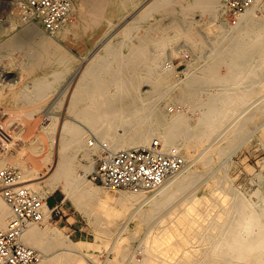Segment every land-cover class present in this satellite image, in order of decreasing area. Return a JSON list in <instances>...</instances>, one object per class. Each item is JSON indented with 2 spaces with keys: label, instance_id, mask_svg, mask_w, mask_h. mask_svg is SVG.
Listing matches in <instances>:
<instances>
[{
  "label": "bare ground",
  "instance_id": "obj_1",
  "mask_svg": "<svg viewBox=\"0 0 264 264\" xmlns=\"http://www.w3.org/2000/svg\"><path fill=\"white\" fill-rule=\"evenodd\" d=\"M109 1L113 4L114 9H116L117 11L126 9L128 5H134L137 3V0H88L86 4L90 7L89 9L91 10L86 8L89 11L82 15V17L84 16L85 18V20H83L82 22L91 23L95 26L100 21H105L106 19L107 22L110 23L109 19L107 17L105 18V15L100 12L105 8L106 4L109 3ZM149 1V4L147 3L148 5H146L145 7H143L144 5H142L141 9L137 11L136 15H134L132 19L124 22L118 27V29L116 30L117 34L119 35L118 39L110 42L108 38V41L105 40L101 42L102 44L100 45V47L104 45L103 53L97 52L100 51L98 50L100 47L95 52L93 51L94 53L91 55L90 59L87 60L88 62H86L88 64H85L87 66H85L82 71L80 70V75L77 76L79 77L78 81H72L74 83L67 98V106H65L66 110H63V113L59 114V112L55 113L52 110L46 109L42 114L40 113V122L37 121L40 124L34 125V128H39L37 133H34L36 134L37 141H46L48 144L45 148H42V145L41 148H39L35 143V140L29 141L34 143V146L30 150H28L29 153H27L28 151L26 152L27 155L29 154V158H31L30 160L32 162V170H28L26 168V170H24L23 168H21V171H18V173L21 182L43 201L44 213L41 219L42 222H45L51 218V208L46 202L47 195H44L39 191L38 183L34 181V179L40 178L42 176L45 177V175H48V177L46 176L47 181L44 182L47 189L46 192H51L57 186H61L65 191V195L71 196L73 198L77 206L84 212L85 215H87V218H91V213H94L96 222L92 223L93 221L91 220L90 223L95 224V227L98 230H103L104 228L107 229V234L113 236V229H111L112 227L109 225H112V223L116 221V218L118 216L117 214L119 213L116 210V206L113 205V208L110 207V209L112 208L111 213H107L106 211L104 213V211L102 212V210L99 209L103 207H101V205L99 204V199H102L101 203H103V200H105L104 198H107V196L103 191H100L105 187H103L102 185L98 186L96 184H93L85 177L86 173H88L89 171L91 172L94 169L95 159H92L90 157V154L94 150H99V152L102 151V143L105 144V148H108L110 151H116L124 148L144 146L148 144L152 139L157 138L167 149H171L176 152L179 151L183 154L185 161L184 166L176 174L168 178L156 189L141 190L137 192L128 189H115L120 191L118 197L116 196V198H114L116 201H118L117 203H119L121 209L124 208L127 211L129 209L131 210V212L129 211L130 213L128 219L136 217V219L142 223L152 219L151 217L154 213H156L161 207H164L165 205L170 203L171 200L174 199V197H179V192L188 189V187L195 182L197 176L201 173H204H200V171H203V168L199 169L198 167H196L200 170L199 174L196 173V170L193 169V164L198 163L197 154H191L190 148H192L193 146H197V148L202 147V145L199 144L200 140H202L201 138L203 137V140L206 137L209 138V136H211L210 132L220 127L223 124L221 122L225 119V117H228L229 115L231 117V114L233 115L236 108L234 106H230V104L234 105L235 103H240V101L237 100H239L240 96H243L242 94H240V90L242 87L239 85L240 83L238 84V80L240 78L246 77L245 75L253 74V72L257 69L256 65L258 63L261 64V62L264 61V0H255L250 7H248L245 11H243V13L239 15L237 21L234 24H230L228 20H226L224 0ZM78 2H81V0H78ZM75 8L76 6L74 5L73 10ZM79 8L80 7H78V9ZM219 9L222 10V14H224L225 16L221 14L219 15ZM205 11L209 12L210 20L214 23L217 22L216 24L221 28V31L224 34L231 35L232 37L234 36L235 40L233 41V43L227 45L225 49H222V51H220V56H223L227 62L225 63L227 64V71L224 74L220 73L219 75L216 70L213 71V68H211L209 61L204 60V65H208L207 67H201L200 65H194L191 60H187V67L184 69V71H182L186 74V76H191L192 78L193 73L198 71L197 74L199 77H202V75L206 77L210 76V74L215 73L216 71V74L219 75V82H222L221 90L218 91L219 93L217 92L214 95L211 94L210 101L207 102L208 107L206 106L207 108H205V110H202L201 115L195 117L196 123L193 124H195L196 128L194 129V126L188 123V114L186 112L182 110H176L169 113L166 110H163L162 106L160 105V102L168 100H170L171 102L177 101V103L185 104L187 101L186 97L189 94V83L191 78L184 83H181L182 79H170V74L173 73V70L165 65V62H163V56L165 55L164 51L167 47V44L170 41L172 42L173 40L174 36L172 35L176 36L179 32L178 29L174 27L172 31L174 32V34L171 35V32L169 30L172 28H170L168 24V26L164 25L163 22H160V20L156 18V21L153 22V18L157 13L163 15H168L172 12L176 14L180 13L184 18H188L185 22L189 26L195 12H199V14L203 15V12ZM257 11L259 13H257ZM201 19L202 17L198 21L203 22V20ZM75 21H64L52 36L47 35V32H45L41 26H38L39 33L36 32L37 47L39 49L40 55L42 54L45 57V67H51L49 70L53 71V68L55 67L54 65L56 64H61L63 66H67L68 64H70V57L65 52L60 51V46L62 45L60 39L65 38L63 36L66 31L68 33L70 28H74L78 25L77 20ZM139 28L143 29V33L137 36L135 35V32ZM183 36L186 40L195 44H197L196 42L197 40H199L189 28L186 32H183ZM124 47L127 48V52L120 53V51L122 50L121 48ZM217 52L218 51H216V53ZM207 58L208 57H206V59ZM30 59H32V56ZM29 62L33 63L32 60L28 61V63ZM254 62L258 63L255 65ZM36 64L37 62L35 63V66ZM263 65L264 63L262 64V66ZM26 66L29 68L28 71L33 70L30 65L27 64ZM260 69L262 70V68ZM47 73L49 72L46 71L42 73V77L40 76L39 80H36V83L34 85L33 83L31 84V87L33 86L37 91V93L35 92L36 95L33 98L42 96V93L44 91L41 90V88H44V86L46 87V85L44 84H47L52 80L49 79V81H46L48 80V76H50ZM57 73L58 72H53L52 76ZM55 77L52 78L55 79ZM58 77L59 74H57V78ZM175 77L177 78V76ZM258 77L260 81L256 82L255 80H251V86L255 87L257 86L256 84H259L258 87L254 90L259 92L261 91L260 88L262 86L264 87V75H262V77L261 75ZM44 81L45 83H43ZM69 83L70 81L68 82V84ZM223 83L226 84L224 85ZM248 83L250 82L248 81ZM111 86L113 88V91L109 90ZM247 86L248 84L246 85V88ZM66 87L67 86L64 87L62 92H65ZM175 88H178L180 92H182L184 99H179L178 96H175V94H173ZM47 90L50 89L47 88ZM40 91H42L41 94L39 93ZM262 94V97H264V93ZM17 100L18 99H16L15 102ZM24 102L27 103L28 101ZM261 104L263 105L262 107H264V103ZM1 109L2 108H0V111ZM13 109L15 111L14 107L12 109L10 108V111ZM8 110L9 109L5 111ZM254 111L255 110H252L253 113ZM66 112L72 113L73 116L68 117L66 115ZM258 112L257 115L260 114V112L259 114ZM8 113L10 114L11 112ZM19 113L23 114V112ZM29 113L30 111H28L27 114ZM247 115L248 114H246V116ZM31 118H33V116ZM245 118L246 117H244L243 119L244 122H241L249 125V123H246L247 121L245 122ZM248 118L250 119V116ZM236 123H238V121ZM230 124L231 123H229V125ZM244 124L242 126L237 124L236 126L239 125V128L241 129L243 126L245 127ZM189 128H192L193 133L187 131V129ZM220 128L221 130L224 129V127ZM233 128L234 130H236L235 127ZM217 131L218 132L216 135H220L219 130ZM30 133H32V130ZM230 134L232 135L231 132ZM186 135L192 138L187 140ZM213 137L218 136L213 135ZM224 138H227V135ZM204 141H206L207 146L202 147V149L206 152V161H210L211 155L220 153V145L217 142H214L215 140H208L210 142H207V140ZM23 143L27 144L28 142ZM194 143L198 145H195ZM20 144L22 145V143ZM78 151H81V158L85 159V163H82L80 161L81 158L80 160L79 158L76 159V153ZM200 151L202 152V150ZM201 152H198V154H200ZM18 154L20 153L18 152ZM15 156L17 157L18 155ZM204 162L201 161L200 164H204ZM78 168H81L83 173L80 172ZM221 178L222 177H220V179ZM201 180V182H204L203 179ZM215 183H203V188H221L222 190V188L227 189L230 186V183L228 184V182L227 184L229 186L223 185L222 183L221 185L223 186L217 185L218 187L215 185ZM197 185L198 183L195 186ZM212 191L213 189L211 190V193H213ZM186 193H184L185 196ZM214 193H216L215 195H217L216 191ZM228 193L229 190L227 191V194ZM190 195L191 196H189L187 199L188 202L195 204L197 201H200V199H203L201 200L203 204H207L209 207L204 206L205 208H201L203 209V211L200 212L198 209L197 212H193V210L197 209V205L195 207L196 209H192L190 206L191 203H189L188 205V202L186 204V201H182L186 204V206H189L191 210L188 211V213L186 212V209H184L188 214L186 215L185 213L186 216L181 215L182 217L179 220V224L181 226L172 224L171 219L173 217V219H175V217L177 218V216H172V214H169L168 216L163 217V219L159 216L163 220L161 221L163 222V224H160V222L159 225H156L157 229L155 230L157 231L155 233L153 232L154 234L150 231H146V236L145 234L141 235V237L143 235L145 236H143L144 239L142 240L143 242L140 247L141 258H134L132 259V262H128L127 264H264V224L257 219L256 213L250 210V208H248L247 204L243 200L239 199L233 201V199H231L232 197H230L229 202H227V200H225L228 198L226 193H224V196L222 195V197H219L218 199H215V197L212 198L206 193H203V197H197L192 195L191 193ZM231 196L233 195L231 194ZM178 200L180 199L178 198L177 201ZM109 201L105 202V204H108ZM148 202H151L150 206L148 204L149 208H146L145 210L137 208L140 207L143 203ZM192 207L194 208V206ZM8 208L9 207L5 204L0 196V228H5L7 224V218H9ZM162 210H160L159 212H161ZM191 211L193 214L190 213ZM212 211L213 217H211L210 215V212ZM262 213H264V210L262 211ZM207 214L210 215L211 218L208 215L210 219L208 217H204L205 215L207 216ZM197 215L202 216L203 219L201 220H203V224H195L196 222H198L196 221L198 220L196 217ZM206 218H208L209 221H207ZM216 218H220L221 220H218ZM204 220H206L207 222L205 223ZM36 224L30 225L24 230L22 235L23 243L34 249L35 251V248L39 249L42 247V249L44 250L45 248L49 247L55 249L57 253H54V255L48 257L47 254H45L43 251L38 250L39 261L34 264H48L56 255H59V257H61L60 255H62L63 259L66 260V263L69 262L71 258H75V260L78 262L81 260H85L88 264H96L88 254L82 252L81 249H79V246L77 247L78 241L70 239L68 237L69 235H62L59 232V229L56 228L57 226H45V228L41 229V227L39 229L37 228L38 226H36ZM145 225L146 224H144V226ZM253 225H258V230L255 232H253V230L251 229ZM121 228L122 226H119V228L116 229V233L114 230V233L116 235L119 234ZM154 228L155 227H153L152 229ZM179 228H182L183 232L188 231L187 233L190 232L191 234L189 236H186L188 234L184 233L185 235L183 236V238H181V235L180 237H178L179 234H182H176L178 232L177 229ZM179 231L182 232L181 230ZM98 232L101 231H97V233ZM149 232L151 233L150 235ZM194 232L195 236L194 234L193 236L196 238H191L192 233ZM174 235H177V241L175 242L171 239L172 237H175ZM112 236L110 238H112ZM187 237H190L189 241ZM115 238L116 237H114V240ZM192 239L195 242L193 241L192 243ZM196 241L198 244L194 245ZM83 242L86 243L87 241ZM127 247L128 246H126L125 248H121L120 246L116 245L111 246L110 249L116 252L119 251L120 248L123 249V255L127 256V258L129 259L131 256L128 257L129 253ZM169 250L170 253H174V255L170 256ZM178 250H181L180 253ZM253 250H255V253L253 252ZM132 253L134 252L132 251Z\"/></svg>",
  "mask_w": 264,
  "mask_h": 264
},
{
  "label": "rangeland",
  "instance_id": "obj_2",
  "mask_svg": "<svg viewBox=\"0 0 264 264\" xmlns=\"http://www.w3.org/2000/svg\"><path fill=\"white\" fill-rule=\"evenodd\" d=\"M25 1L26 0H0V106H1L0 108L3 109V110L1 109V111H3V112L0 111L1 112L0 113V166L6 164L8 166H11V167L17 169L18 171H21V168H23L24 170H26V169L32 170V162L30 160L31 158H29V156H28L29 154L27 155L26 152L34 146V143L29 142V141L35 140V143L37 144V146L39 148H41V145H42V148L43 147L45 148L48 144L46 141L45 142H42V141L38 142L36 139V134H34L35 132L37 133V131L39 130V128H34V125L40 124L37 122V121L40 122V120H39V117L41 116L40 113L42 114L44 112V110L49 109V110L54 111L55 113L59 112V114H62L63 110L64 111L66 110L65 106H67V98L69 96V93L71 91L73 83L76 82L75 80L78 81L79 77H77V76L80 75V72L84 69L85 66H87V65H85V64H88V63H86V62H88L87 60L90 59L91 55L100 47V45L102 44L101 42L107 40L108 38H109L108 40L110 42L118 39L119 35L116 32L118 27L121 24H123L124 22L132 19V17L134 15H136L137 11H139L141 9L142 5H144L143 7H145L146 5L149 4L148 3L149 0H146L147 2L145 0H137L136 4L128 5L126 9H122V10L117 11L116 9H114L113 4L110 3V1H109V3L106 4L105 8L103 10H101L100 12L105 15V18L107 17L109 19L110 23H108L107 20L105 19V21L102 20L97 25L94 26L91 23L82 22L83 20H85L84 16L82 17V15L84 13L88 12L89 10H91V9H89L90 7L87 6V4H86L88 2V0H81V2H78V0H76V1L73 0V7L75 5L76 8L73 10V7H72V12H71L70 17L68 18L67 21L77 20L78 25L74 28H70L68 33L66 31L64 36H63L65 38L60 39V42L62 43V45L60 46L61 47L60 51L65 52L70 57V62H69L70 64H68L67 66H63L61 64H56V65H54L55 67L53 68V71H52V70H49L51 67H48V68L45 67V65H44V61H45L44 58L45 57L42 54L40 55L39 49L37 47V41H36L37 36H36V34L39 33L38 32V26H41V25L37 22V19L35 17L27 16L25 14V12L23 11V8H22ZM149 2H152V1H149ZM81 6H83V7H81ZM78 7H80V8L78 9ZM81 8H82V10H81ZM86 8L89 10H87ZM218 12H219V15L220 14L224 15V14H222L221 9H219ZM257 13H259V12L257 11ZM194 14H193V17L191 19V23L189 26L185 22L188 18H184L180 13L176 14V13L172 12L168 15L167 14L163 15V14L157 13L155 15V17L153 18L154 19L153 22H155L156 19H159L160 22H163L164 25L168 24L169 27L172 28L169 30L171 32V35L174 34V32H172L174 27H176L178 29L179 33H177L176 36L172 35V36H174L172 42L170 41L167 44V47L165 48V51H164L165 55L163 56V62H165V65L168 68L173 70V73L170 74V79L171 80L182 79L181 83H184L191 78V76H186V74L184 72H182L187 67V60H189V61L191 60L194 63V65H200L201 67H207L208 64L204 65V63H203V61L206 60V61L210 62V66H211V68H213V71L216 70L219 75H220V73H223V74L226 73L227 64H225V63H227V62L223 56H220L221 55L220 51H222V49H225V47L227 45L233 43V41L235 40L234 36L232 37L231 35L224 34L221 31V28L216 24L217 22L214 23L213 21L210 20L209 12L205 11V12H203V15L199 14V12H195ZM116 16H117V18H116ZM201 17H202L201 20H203V22L198 21ZM263 19H264V12H263ZM226 20H227V17H226ZM113 23L116 25H114ZM218 24H219V22H218ZM230 24H232V23H230ZM187 27L189 29H191L192 32L199 39L196 42L197 44L186 40L185 37L183 36V32H186L188 30ZM54 33L53 34L47 33V35L52 36V35H54ZM112 33L115 35H113ZM142 33H143V29L139 28L135 32V35L139 36ZM221 45H222V47H221ZM121 49L122 50L120 51V53H126L127 52L126 47L121 48ZM98 50H100V51H97V52L103 53L104 45L101 46ZM216 51H218V52L216 53ZM218 53H219V55H218ZM37 55H40V56H37ZM31 56H32V59H30ZM206 57H208V58L206 59ZM29 59L32 60L33 63H30V62L28 63V61H30ZM34 62L35 63L37 62L36 66H35ZM257 63L258 62H256L255 65ZM263 63H264V61L261 62V64L258 63L256 65L257 69L253 72V74L245 75L247 78L244 77V78H240L238 80V84L240 83L239 85L243 88V89L241 88V90L239 89L241 91L240 94H242L243 96H240L239 100H237V101H240V103H238V104L235 103L234 105L230 104V106H234L236 108V110L233 113V115L231 114V117L229 115L228 117H225V119L221 122L223 124L220 127H222V128L224 127V129H222L223 131L221 130L220 127H218L214 131L210 132L211 136H209L210 135L209 134L208 135L209 138H207V137L204 138V140H207V142H210L208 140H212V141L215 140L214 142H217L220 145L219 146V148L221 149V150L219 149L220 153L216 154L217 156L215 154L211 155V160L206 161V158H205L206 152L203 151L202 147L207 146V145H206V141L203 140V137L201 138L202 140H200V143H199L200 145H202V147L198 146L199 148H197V146L196 147L193 146L192 148H190L191 154H193V155H195V153L197 154V162L199 164L201 161H203V162L205 161L204 164L201 163L203 165V167L201 164L199 165L198 163L193 164V166H192L193 169L196 170L195 172L199 174V171H200L199 169L203 168L202 169L203 171H200V173L201 172H204V173H201L200 174L201 176L197 174L198 175L197 179L195 180V182L193 184H191L188 187V189H186L187 191L186 190L181 191L183 193L179 192L178 193L179 197L178 196L174 197L175 200L172 199L170 203L165 205L166 207L165 206L161 207L156 213L153 214V216L151 217L152 219H150L149 221L143 222V223L139 222L136 219V217H134L132 219L131 218L128 219L129 213L131 212V210L129 209L127 211L124 208L121 209L119 206V203H117L118 201H116L114 199V198H116V196L118 197L120 190L102 188L103 190H100V191H103L106 194L107 198H104L106 200V201L103 200L104 204L101 203L102 199H99V202H100L99 204L101 205V207L103 206L102 208H99V209L102 210V212L104 211V213H105V211L107 213H111V211H112L111 209L113 208L112 207V205H113V206H116V210L119 213V214H117L118 216L116 215L117 216L116 221H114V223L111 222L112 225H109L112 227L111 229H113V236L111 235L112 238H110L111 236L108 235L106 232L107 229L104 228L103 230H98L95 227V224H92V223L96 222V217H95L94 213L93 214L91 213V215H90L91 218H87V215H85L84 212L77 206V204L73 200V198L71 196L65 195V191L61 186H57L51 192H46L47 189L45 187L46 185L44 184V182L47 181L48 175H45V177L42 176L40 178L34 179V181H36L38 183L39 191L42 194L47 195L46 200H47V203H48L50 208L54 205V203H53L54 197H52V196L54 195L58 198V202H57L58 212L53 213L52 217L49 220H47L45 222L44 221L38 222L36 224V226H38L37 228L40 229L42 227L41 229H43V228H45V226H50V227H56L57 226L56 228L59 229V232L62 235H67V236L69 235L68 237L70 239H72L74 241H78L77 247L79 246V249H81L82 252H84L85 254H88L89 257L96 264H127L128 262H132V259H134V258L135 259L141 258V254H140L141 248L140 247H141V244L143 242L142 240L147 235L148 231H150L152 233L153 232L155 233L157 231V230H155V229H157L156 225H159V223L161 221H163L162 220L163 217H166L169 214H172V216H177V218L175 217V219H173L174 218L173 217L172 218L173 220L171 219L172 224L173 225L177 224L178 226H181L179 224V220L182 217L181 215L184 216L186 212L191 210V208L192 209L197 208L196 210H193V212L194 211L197 212L198 209L201 212V211H203V209H201V208H203L204 206L209 207L207 204H203V202L201 201L203 199H200V201H197L195 204L188 202L187 199L189 196H191L190 193L194 196H197V197H203V193H206V194L210 195L212 198L215 197V199L222 197V195L224 193H226L228 198L225 199V197H224V199L227 200V202H229L230 197H232L231 199H233V201L239 200V199L243 200L247 204L248 208H250V210H252L256 213L257 219L264 224V216H262V215H264V213H262V211L264 210V123H263L264 122V107H262L263 105L261 104V103H264V97H262L263 96L262 93H264V91H263L264 87L262 86L260 88L261 91L258 92V91H254V90H255V88L258 87L259 84H256L257 86H255V87L251 86V80H255L256 82H259L260 79L258 76L261 75V77H262V75H264V73H263L264 72V65L262 66ZM27 64L33 68L32 71H28L29 68L26 66ZM65 68L67 69V71ZM260 68H262V70ZM46 71H48L49 73H47V74L50 75V76H48V80H46V81H49V79L53 80V81L52 80L50 81L51 83L46 82L47 84H44V85H46V87L48 85L47 88L50 90H47V88L44 86L45 89L43 87L41 88V90H43L44 92L43 93H42V91L39 92L40 94L42 93V96L33 98L36 95L37 91L34 89L33 86L31 87V84L33 83V85H34L36 83V80L38 81L39 77L40 76L42 77V73H44ZM216 71H215V73H212V74H210V76H206V77H204L203 75H202V77L201 76L199 77L197 74L198 71L194 72L192 75V78L190 79L189 94L186 97V100H187L186 103L185 104L184 103H177V101L171 102L170 100L162 101L163 103L160 102V105L162 106L163 110H166L169 113L176 111V110H182V111L186 112L188 114V115L186 114L188 117V123L193 125L194 129H195L196 128L195 124H193V123H196L195 117L201 115L202 110L203 109L205 110V108L208 107L207 102L210 101V97H211L210 95L211 94L214 95L219 90H221L222 82L221 81L219 82V75L216 74L217 73ZM53 72H58L57 73V74H59L58 78H60V79L57 78V74H55L56 77H55V75L52 76ZM67 73L69 76L67 75ZM254 75L256 78L257 77L258 78L256 79L254 77ZM175 76H177V78ZM52 77H55V79ZM69 81H70V83L68 84ZM72 81H74V82H72ZM248 81L250 83H248ZM13 82H15V83H13ZM43 83H45V81ZM223 84L225 85L226 83H223ZM245 84L246 85L248 84L247 88H246ZM65 86H67L65 89V92H62V90L64 89ZM243 86H245V87H243ZM58 87H60V88H58ZM32 88L34 89V92H33ZM111 88H112V86H111ZM111 88H109V90L113 91V88L112 89ZM48 91H50V92H48ZM33 93H35V94H33ZM64 94H66V95H64ZM173 94H175V96H178L179 99H184L182 92H180V90L178 88L174 89ZM14 98L18 99L19 101L17 100L15 102L16 99H14ZM30 99H32L33 101ZM255 99H256V101H255ZM24 101H26V102L28 101V102L25 103ZM62 101H63V103H62ZM165 104H167V105H165ZM13 107L15 108V111H14V109L10 111V108L12 109ZM6 108L9 110L5 111V110H7ZM34 110H36V111H34ZM194 110H195V112H194ZM252 110H255L254 113L252 112ZM28 111H30L31 115H30V113L27 114ZM258 111L260 112V114ZM8 112H11L10 113L11 115ZM19 112H23V114H21ZM257 112L259 115H257ZM12 114H13V116H12ZM246 114H248L250 116V119L248 118L249 117L248 115H247L248 117L246 116ZM66 115L68 117L73 116L72 113H70V112H66ZM32 116H33V118H31ZM68 117H66V118H68ZM244 117H246L245 122L247 121L246 123H249V125L243 123ZM28 118H30V119H28ZM226 118H228V119H226ZM247 118L249 119V121ZM228 121H229V123H231L230 125H229ZM237 121H238V123H236ZM241 121H243V122H241ZM241 123H243L245 125V127L243 126L240 129L239 125H241V126L243 125ZM262 123H263V126H262ZM21 124H22V126H21ZM237 124H239V125L236 126ZM225 125H226V127H225ZM20 126H21V128H20ZM232 126L235 127L236 130H234V128ZM246 127H248V128H246ZM189 129H187V131L190 133H193L192 128H189ZM31 130H32V133H30ZM217 130H219L220 135L219 134L216 135L218 132ZM220 131H222V132H220ZM229 131L232 133V135L230 134ZM223 134L225 136L227 135V138H224L225 136ZM213 135L218 136V137H213ZM188 137L189 136H187V138H186L187 140L192 138V137L191 138L190 137L188 138ZM22 141L25 143L28 142L29 144L28 143H27L28 145L24 144ZM203 142H204V144H203ZM1 143H2V145H1ZM20 143H22V145ZM194 144L198 145L196 143H194ZM25 145H27V146H25ZM222 145H223V147H222ZM6 146H8V147H6ZM21 146H22V149H21ZM16 147H18V148H16ZM199 149L202 150V152ZM224 149H226V150H224ZM94 151L90 154V157L92 159H95V163H96L98 158L100 157L101 151L100 152H99V150L98 151L94 150ZM18 152L20 154H18ZM198 152H201V153L198 154ZM27 153H29V151ZM76 154H77L76 159L79 158V160H80L81 151H78ZM15 155H18V156L16 157ZM201 155H203V156H201ZM182 156H183V154H182ZM82 159L83 158H81L80 161L82 163H85V159H83V160ZM10 160L12 163L10 162ZM205 163H206V166H205ZM184 164H185V161H184ZM196 167H198L199 169ZM78 170L80 172H82L81 168H78ZM90 173H91L90 171L88 173H86V175H85L86 179L89 180L91 183L100 186L99 183H95L92 181V179L90 178ZM203 175L205 176V178ZM207 177H209V178H207ZM220 177H222V178L220 179ZM201 179H203L204 182H201L202 181ZM198 181H200V182H198ZM209 182L210 183L216 182L217 183V184L215 183L216 186L217 185L219 186L222 183H223V185H227V186L230 185V186L227 189L222 188V190H221V188H215L216 190L214 188H203L204 184L209 183ZM227 182H228V184L229 183L230 184L228 185ZM197 183H198V185L195 186ZM223 185H221V186H223ZM193 186H195V187H193ZM212 189H213V191H212L213 193H211ZM188 190H189V192H188ZM228 190H229V193L227 194ZM215 191L217 192V195H215L216 194V193H214ZM224 191H226V192H224ZM186 192H188V193H186ZM184 193H186V196L184 195ZM231 194L233 196H231ZM178 198L181 201L180 200L177 201ZM109 200H111L112 202ZM108 201L110 204L109 203L105 204V202H108ZM175 201H176V203H175ZM182 201H184V202L186 201V204L188 202V205H189V203H191L190 204L191 208L189 206H186V204L183 203ZM114 202L117 204H115ZM111 203H113V204H111ZM150 203L151 202L143 203L140 207H137V208L145 210L146 208H149V206L151 205ZM148 204H149V206H148ZM172 204L174 205V207ZM179 205H181V206H179ZM196 205H197V207H196ZM184 206L187 208H185ZM192 206H194V208ZM110 207H112V208L110 209ZM103 208H104V210H103ZM119 208H120V210H119ZM171 209H172V211H171ZM176 209H178V210H176ZM184 209H186V212ZM8 210H9L8 216L10 217L11 212H10L9 208H8ZM160 210H162V211L159 212ZM119 211L120 212L122 211L123 213L121 212L122 213L121 214ZM188 213H186V215ZM190 213H192V211ZM210 213L209 214L211 215V217H213V214H212L213 211ZM176 214H178V215H176ZM209 214H207V216L205 215L204 217H208ZM210 215H209V217H210ZM118 217H120V218H118ZM154 217H156V218H154ZM196 217L198 219L196 221H198V222H196L195 224H200V223L203 224V220H201V219H203L202 216L197 215ZM208 218H206L207 221H209ZM8 219L9 218H7V221H8ZM87 219H89V220H87ZM154 219H156V220H154ZM216 219L221 220L220 218H216ZM91 220L93 221L92 223H90ZM206 220H204L205 223L207 222ZM117 224L119 226H122V228H121L119 234L116 235L115 234L117 231L116 229L119 228V226ZM144 224H146V225L144 226ZM160 224H163V222H161ZM104 227H105V225H104ZM153 227H155V228L152 229ZM145 229H147V230H145ZM251 229L253 230V232L257 231L258 225H256V226L253 225ZM95 230L101 231V232L97 233V231H95ZM114 230H115V233H114ZM179 230L182 231V228L177 229L178 232L176 234L182 233V234H179V236H178V237H180V235H181V238H183V236L188 232V231L187 232H183V231L180 232ZM150 232H149V235L151 234ZM142 234H145V236L143 235L144 237L143 236L141 237ZM187 234L188 235H186V236H189L191 233L189 232ZM193 234L195 236V232L192 233L191 238H196L193 236ZM176 236L171 238L172 240H174V242L177 241ZM114 237H116L115 240H114ZM184 238H186V237H184ZM189 238L187 237L188 241H189ZM22 241H23V238H22ZM79 241H81V242H79ZM83 241H87V242L84 243ZM193 241L194 240L192 239L191 242L193 243ZM127 243H128V245H127ZM197 244L198 243L196 241V243L194 245H197ZM116 245L120 246L121 248H123V247L125 248L126 246H128L127 247L128 253H129L128 257L131 256L129 258L130 260L127 258V256L123 255V251H122L123 249L120 248L119 251H117V252L110 249L111 246H116ZM35 249H36L37 254H39L38 253L39 251H43L45 254H47L48 257H51L52 255H54V253L55 254L57 253V251L55 249H52L49 247L45 248L46 250L45 249L43 250L42 247L39 249H37V248H35ZM134 250H136V251H134ZM132 251L134 253H132ZM178 251L180 253L181 250H178ZM254 251L255 250H253V252ZM169 253H170V250H169ZM171 255H174V253L173 254L170 253V256ZM60 256L61 257H59V255H56L55 257H53V259H51L52 261L49 262L48 264H72V263L73 264H81V262H82V264H88L85 260H81L78 262L75 260V258H71L70 261L66 263V260L63 259L62 255H60ZM38 261H39V256L34 263H37Z\"/></svg>",
  "mask_w": 264,
  "mask_h": 264
},
{
  "label": "built area",
  "instance_id": "obj_3",
  "mask_svg": "<svg viewBox=\"0 0 264 264\" xmlns=\"http://www.w3.org/2000/svg\"><path fill=\"white\" fill-rule=\"evenodd\" d=\"M254 1L224 0L228 22L234 24ZM72 7L73 0H26L22 8L45 32L53 34L68 20ZM101 145L90 178L108 189L153 190L184 166L182 154L167 149L157 138L144 146L116 151ZM0 196L11 212L5 228H0V264H34L38 254L23 243L22 235L28 226L41 221L43 201L21 182L18 170L6 164L0 166ZM57 207V202L51 207V217Z\"/></svg>",
  "mask_w": 264,
  "mask_h": 264
},
{
  "label": "crops",
  "instance_id": "obj_4",
  "mask_svg": "<svg viewBox=\"0 0 264 264\" xmlns=\"http://www.w3.org/2000/svg\"><path fill=\"white\" fill-rule=\"evenodd\" d=\"M52 197H54V202L53 203L58 202V198L56 196L53 195Z\"/></svg>",
  "mask_w": 264,
  "mask_h": 264
}]
</instances>
